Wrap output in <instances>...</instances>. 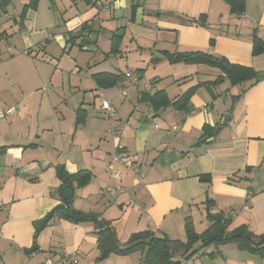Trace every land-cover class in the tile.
Segmentation results:
<instances>
[{
  "label": "crops",
  "instance_id": "1",
  "mask_svg": "<svg viewBox=\"0 0 264 264\" xmlns=\"http://www.w3.org/2000/svg\"><path fill=\"white\" fill-rule=\"evenodd\" d=\"M17 1L16 16L7 20L22 30L20 49L29 57L22 68L9 54L0 59V109L16 107L0 118V264H47L74 250L79 264H141V252L97 261L92 223L56 219L39 228L64 203L59 165L71 174L92 172L90 182L73 191V206L111 220L121 243L147 229L186 241L188 217L196 232H204L212 224L207 199L214 202L215 219L231 220L229 230L245 225L264 232V52L253 54L254 35L264 40V0H50L62 15L63 31L56 39L63 52L81 48L82 39L69 43L67 33L82 26H89L83 32L87 46L97 49L87 60H75L69 74L37 66L35 59L44 61L39 56L51 42L49 24H40L41 0ZM13 2L0 11L7 12ZM235 5L242 16L233 13ZM10 36L0 27V56ZM197 50L251 66L258 80L231 85L226 79L212 91L200 87L186 111L173 105L156 109L142 100L139 87L128 86L124 96L119 83L104 86L97 79V74L138 71L153 82L152 94L164 90L174 100L223 75L218 67L171 64L163 55ZM102 99L116 108L119 123H110ZM226 113L231 120L217 130ZM118 140L136 162L132 168L120 165L126 190L113 195L108 156ZM175 258L182 264H264V257L235 243L189 257L177 251Z\"/></svg>",
  "mask_w": 264,
  "mask_h": 264
},
{
  "label": "trees",
  "instance_id": "2",
  "mask_svg": "<svg viewBox=\"0 0 264 264\" xmlns=\"http://www.w3.org/2000/svg\"><path fill=\"white\" fill-rule=\"evenodd\" d=\"M8 3L9 0H0V9H4ZM135 8L136 7H133L134 12ZM233 11V13L237 15L244 13V11H238L236 5ZM23 15L22 12L21 18H23ZM88 28L89 26H82L77 32L67 33V41L76 44L79 39H82L80 46L83 49V47L89 43L86 35L83 34ZM112 38L115 40L116 37L113 36ZM211 42L213 43L214 39H211ZM262 52H264V40L255 34L253 37V54L258 55ZM163 55L168 63L184 62L188 64H207L218 67L223 72V75L212 81L199 83L185 93L177 96L174 100H171L164 90H158L153 94L142 93V100L149 101L156 109L173 105L176 109L189 111L190 99L194 92L200 87H207L212 91V87L223 83L226 79L231 85L242 84L246 81H252L251 84H253L258 80L259 73L256 72L253 67L233 63L224 56H218L199 50L175 53L164 51ZM106 76L112 75L106 73L97 74L98 81L103 83L104 86L120 84L124 79L123 73L112 76V80H106ZM239 97L240 95H237L232 98L235 99ZM78 114H81V111H79ZM79 117L80 116H78V122L81 120ZM57 172L62 181L60 191L62 192L64 203L55 206L45 216V224L56 219H64L72 223H92L98 235L99 255L96 258L97 261H103L113 254L129 255L134 252H141L143 253L141 264H182L180 260L175 258V253L177 251H182L183 254L189 257L202 249H207L212 246L219 247L220 245L228 243H235L241 250H247L264 257V232L257 234L245 225L229 230L228 228L231 224V220L225 217L215 219V215L210 212L211 207L214 205V202L210 199H207L205 202L207 209L206 216L212 221V224L204 232L198 233L194 229L191 218L188 217L185 225L186 241L171 239L165 234L156 235L154 231L147 229L134 232L127 242L121 243L118 238L117 230L111 220L105 219L100 213L85 212L76 209L73 206V196L70 198V201L67 202V189L70 188L75 191L76 188L87 185L92 179V172L89 170H80L77 173L71 174L65 169L64 165H59L57 167ZM206 179H209V177ZM197 243H200L199 248L194 249ZM203 252L205 253L206 251L204 250Z\"/></svg>",
  "mask_w": 264,
  "mask_h": 264
},
{
  "label": "rangeland",
  "instance_id": "3",
  "mask_svg": "<svg viewBox=\"0 0 264 264\" xmlns=\"http://www.w3.org/2000/svg\"><path fill=\"white\" fill-rule=\"evenodd\" d=\"M49 2L50 0L49 1L41 0L39 2L40 5L39 8H41L40 13H43V18L42 17L39 18V21L40 24H43V26H48L49 24L50 30L48 32L49 33L48 37H50L51 42L49 43L47 48L42 49L43 56H39V58L43 59L45 62L44 61L40 62L38 59L35 58L34 59L38 62L37 66L38 67L40 66V68H42V71L54 72L55 70L61 71V68H64L69 74V72L71 73V68L75 63V60H81V61L87 60L88 56L92 55L93 53H96L95 51L97 49L84 51L79 46H75L73 47L72 50L69 51V47H68L67 52L66 51L63 52L64 45L56 39L57 34L63 31V25H61V20H60L62 18L61 17L62 15L60 12L57 13L56 9L50 7ZM15 3L17 4V6H19L18 1L14 0V2L8 8L7 12L0 11V27H2L3 30L6 28L11 34L10 37H7L6 39L3 40L4 41L2 43L3 55L0 56V59H4L5 55L9 54V57L11 59L16 57L14 60H12V64L14 65L21 64V68H22L23 65L22 62L23 60L26 59L24 57H29V55L27 56L25 54L24 49H20L21 46L23 45L24 34L22 30H20V28L17 27L15 24H13L12 22L8 23V20H10L8 18L15 17L18 12V10L15 8ZM3 19H5V21H3ZM101 45L103 46L104 43L102 42ZM8 47H13V50L9 51ZM38 92L42 94L45 93V91L42 88ZM108 119L111 123L112 120L110 118ZM117 119H119L118 113H117ZM36 264L38 263L36 262ZM39 264H44V263L41 262Z\"/></svg>",
  "mask_w": 264,
  "mask_h": 264
},
{
  "label": "built area",
  "instance_id": "4",
  "mask_svg": "<svg viewBox=\"0 0 264 264\" xmlns=\"http://www.w3.org/2000/svg\"><path fill=\"white\" fill-rule=\"evenodd\" d=\"M104 8L105 6L103 5L101 9H104ZM243 14L241 15L235 14V15L240 17ZM83 49L90 50V49H95V48L92 46L86 45L83 47ZM9 50H12V47ZM25 53L27 52L25 51ZM123 74H124V79L120 83L121 85L120 90H121L122 95L124 96L127 95L128 86H137L141 89L142 93L152 92L153 82L150 79L144 78L140 72L125 71ZM101 110L106 114L108 118L112 120V123L114 125L119 122V119H117L118 112L110 100L102 99ZM15 112H16L15 106H12L7 110L0 109V118L5 117L7 114H14ZM176 128L177 127L175 126L174 129ZM135 162H136V156L130 154L126 149V146L120 140H118L115 143L113 151L108 156L109 175L116 183L114 186L109 188V191L113 195L123 193L126 190V188L122 185V180L124 178V172L121 166H124L125 168H132L135 165ZM132 206L134 208H139V205L137 203H133ZM79 263H80V259H79L77 250H74L72 252H65L58 259L47 261V264H79Z\"/></svg>",
  "mask_w": 264,
  "mask_h": 264
},
{
  "label": "water",
  "instance_id": "5",
  "mask_svg": "<svg viewBox=\"0 0 264 264\" xmlns=\"http://www.w3.org/2000/svg\"><path fill=\"white\" fill-rule=\"evenodd\" d=\"M122 33H123V30H120V33L118 32V34H122ZM231 118H232L231 114L226 113V114L223 116V118H222L220 124L218 125L217 130L220 129L222 126L228 124L229 121L231 120ZM72 196H73V190L70 189V188L67 189V191H66V197L68 198L67 202L70 201V198H71ZM216 218H217V219H221L222 217H221V216H216ZM45 223H46V219H43V220L40 222L39 228L42 229V228L44 227ZM34 248H37V247H34ZM31 251H32V250H31Z\"/></svg>",
  "mask_w": 264,
  "mask_h": 264
}]
</instances>
